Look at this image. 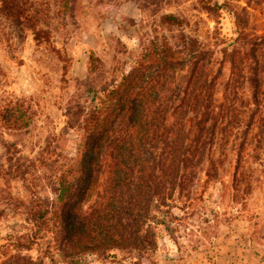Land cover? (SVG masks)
I'll return each mask as SVG.
<instances>
[{"label": "trees", "instance_id": "obj_1", "mask_svg": "<svg viewBox=\"0 0 264 264\" xmlns=\"http://www.w3.org/2000/svg\"><path fill=\"white\" fill-rule=\"evenodd\" d=\"M213 1L201 0L211 14L219 11ZM75 2L60 0L61 15L73 17ZM51 12L46 1L0 0V41L12 48L13 40L23 41L30 32L60 56L49 27ZM160 23L176 27L178 34L173 40H144L132 70L119 80L98 82L104 62L92 51L86 100H68L65 125L47 138L35 158H7V173L20 179L29 194L26 201H17L27 230L10 235L0 252L36 246L41 252L37 259L16 257L22 264H59L58 252L65 264H85L88 254L105 260L113 250H128L136 252V264H157L152 223L163 224L175 239L177 188L190 184L206 162L207 171L215 167L211 148L216 128L207 123L213 121L217 76L212 60H203L199 38L182 29L183 17L163 14ZM234 43L229 41L228 48ZM228 110L223 132L229 139L243 118L236 105ZM35 116L33 105L23 99L0 109V122L7 129H28ZM70 130L79 134L72 155L62 148ZM42 168L50 175L45 195L38 191Z\"/></svg>", "mask_w": 264, "mask_h": 264}, {"label": "rangeland", "instance_id": "obj_2", "mask_svg": "<svg viewBox=\"0 0 264 264\" xmlns=\"http://www.w3.org/2000/svg\"><path fill=\"white\" fill-rule=\"evenodd\" d=\"M36 1L51 5L49 27L61 55L37 43L30 32L23 41L13 40L12 48L0 41V109L17 98L30 102L36 112L28 129H7L0 122V248L10 235L27 230L17 201H26L29 194L20 179L7 173V158H35L47 138L65 125L68 100H86L92 51L104 62L98 82L119 80L132 70L144 40H173L178 34L176 27L160 23L163 14L174 13L184 18L182 29L199 38L203 60H212L217 76L213 121L207 123L216 128L211 148L215 167L207 171L206 162L190 184L177 188L175 239L163 224L152 223L157 241L153 257L157 264H223L222 252L226 262L232 252H259L264 258V0H215L219 11L212 14L201 0H76L73 17L61 15L60 0ZM232 104L243 119L228 139L223 128ZM78 138L76 130L69 131L62 145L65 153L76 152ZM49 180L48 170L40 169L41 194L49 193ZM19 254L35 260L41 252L36 246L11 249L0 252V262L22 264ZM111 254L105 260L88 254L85 264H136L135 251Z\"/></svg>", "mask_w": 264, "mask_h": 264}, {"label": "crops", "instance_id": "obj_3", "mask_svg": "<svg viewBox=\"0 0 264 264\" xmlns=\"http://www.w3.org/2000/svg\"><path fill=\"white\" fill-rule=\"evenodd\" d=\"M223 256H221V260H223V264H264V258H261L259 252H232L233 256H228L229 260L226 262L227 254L222 252ZM232 257V258H231ZM222 264V262H219Z\"/></svg>", "mask_w": 264, "mask_h": 264}]
</instances>
